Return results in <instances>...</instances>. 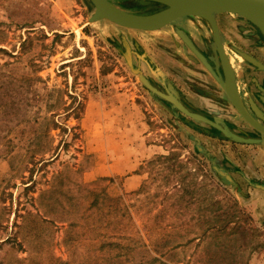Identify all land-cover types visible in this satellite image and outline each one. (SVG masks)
Returning <instances> with one entry per match:
<instances>
[{
	"label": "rangeland",
	"instance_id": "rangeland-1",
	"mask_svg": "<svg viewBox=\"0 0 264 264\" xmlns=\"http://www.w3.org/2000/svg\"><path fill=\"white\" fill-rule=\"evenodd\" d=\"M112 2L141 13L158 10L159 5L136 0ZM93 12L90 0H0V66L14 63L16 73L6 88V96L0 94V99L25 98L31 106L27 108L30 121L16 124L9 134L15 154L21 157L13 162L14 169L9 162H0V235L11 239L0 249V264H18L16 258L41 256L40 238L49 235L43 219L55 222L52 248L56 257L71 258L74 264H80L92 256L95 264V245L82 242L94 237L95 232L76 228L73 234H77V239L69 255L63 245L66 223L59 220L88 222L95 217L97 226L103 225L98 222L100 218L113 220L112 226L101 228L105 230L102 233L140 238L152 251L155 243H165V247L157 244L158 255L172 261L182 256L174 250L176 244H185L194 234L203 235L199 226L207 221L201 219L206 216L205 209H199L203 211L200 213L197 206L185 202L187 199L178 202L179 197L191 198L192 194L206 192L205 197L213 202L232 203L236 197L221 174L230 172L219 168L222 164L230 168L225 165L223 149L228 144L233 151L243 153L247 148L262 150L264 146L234 142L215 128L182 114L153 94L125 58L124 41L130 48L133 66L152 86L174 97L179 95L189 110L219 122L235 134L257 137L258 133L238 114L205 63L194 60L202 58L201 52L218 56L207 21L182 19L160 31L144 32L105 19L94 20ZM216 20L228 42L226 55L241 91L255 93L257 86L244 89L242 68L248 65V59L238 52L254 51L247 38L253 29L239 16L219 15ZM183 36L189 39L190 46ZM182 75L191 82L208 84L215 91L210 96L224 106L198 94L183 82ZM19 104L14 102V106ZM39 130L41 143L30 150ZM205 136L217 137V145L206 143L209 141ZM129 153L139 161L138 169L148 167L147 179L139 189L117 195L119 190L112 186L118 187L123 176L105 177L101 186L85 189L84 171L93 170L96 162L105 170L113 165L123 171L127 169ZM94 155L96 159L89 158ZM58 174L62 180L76 176L77 191L69 187V198H61L57 211L52 212L47 207L48 185L52 182L50 176ZM107 194L112 198L107 199ZM97 198L105 203L122 198L123 205L106 209L89 206ZM81 199L86 210L79 213ZM66 211L68 214L63 215ZM27 214L24 220L22 217ZM218 227L210 228L213 234H206L196 248L205 260L221 253L215 257L222 262L227 241L223 233H216L221 232ZM214 240H220L218 249L214 248ZM193 248L194 244H187L183 251L189 255Z\"/></svg>",
	"mask_w": 264,
	"mask_h": 264
},
{
	"label": "crops",
	"instance_id": "crops-1",
	"mask_svg": "<svg viewBox=\"0 0 264 264\" xmlns=\"http://www.w3.org/2000/svg\"><path fill=\"white\" fill-rule=\"evenodd\" d=\"M97 126L100 128L99 121ZM205 139L209 141L206 143L214 147L218 143L217 137L205 136ZM261 149L254 150L247 148L244 150L245 152L240 153L233 151L232 147L230 148L228 144L223 149L226 161L225 165H229L230 168L225 167L223 164L219 168L222 171L230 172V175L225 174L226 181L231 185V191H233L236 200H233L232 203L221 201L220 209H217L215 206V201L212 202V205L205 204L206 207L209 206L211 208L206 209V216H201V219L205 218L207 221L221 220L228 222L227 230L229 231L231 229L229 231L230 234L222 230L221 232H216L219 234L223 233L224 240L227 241V244L224 246L225 252L222 254V262L219 260L220 258L217 259L215 257V255H221V253L215 254L214 256L211 254V258L208 257L205 260L201 257V252L196 249L197 243L203 240L206 234L208 235L210 233L209 230L203 235V238L197 237L194 234L191 236V239L194 238V241H187L185 244L183 243L178 246L175 251H180L182 256H176L172 261H167L165 257L158 255L160 261H167V264H264V146H261ZM15 153L14 149L10 156L0 159V162L8 164L9 160L17 155ZM83 153L85 152L83 151ZM129 155L126 162L127 169L123 171L113 165L109 170H105L102 167L103 165H100L98 162H96V167L90 172L84 171L85 189L101 186L105 177L116 179L121 176H123L121 178L122 183L120 185L118 184V187L116 185L112 186V189L116 188L119 190L117 195L139 189L147 179L148 167L145 165L142 169H138L137 166L139 167L140 164L138 165L139 161L137 163L136 156L132 155V153H129ZM89 158L96 159L97 157L95 158L94 155ZM50 178L52 182L48 185L50 191L47 194L49 196V204L47 207L50 211L55 212L58 209L59 200L71 194L68 192L69 187H72L71 190L77 191V182L76 176L70 180H62L59 174L58 177L51 175ZM55 178H57L56 183L54 181ZM110 198L112 196L107 194V199ZM81 200L83 203L79 205V213L85 212L86 210L84 199ZM222 202L224 203L222 204ZM226 209L230 210V212ZM196 216L199 217L198 215ZM210 234L212 235L213 232L211 231ZM215 239H217V236ZM196 240L198 241L196 242ZM187 244H194V248L189 255H186L183 251V248ZM148 248L149 246L134 248L131 252L133 261L138 264H147L149 260L156 256L151 248H149L151 251ZM214 248L218 249L219 247L215 245ZM96 255L95 264H128L127 258L124 256H111L109 252H97ZM224 260L225 262H223Z\"/></svg>",
	"mask_w": 264,
	"mask_h": 264
},
{
	"label": "water",
	"instance_id": "water-1",
	"mask_svg": "<svg viewBox=\"0 0 264 264\" xmlns=\"http://www.w3.org/2000/svg\"><path fill=\"white\" fill-rule=\"evenodd\" d=\"M94 12L92 19L108 20L120 27L144 31V32H156L160 31L175 22L189 17H198L205 21L210 26L212 31L215 49L218 54L219 60L222 65L223 77L215 74L213 69L204 59H201L207 68L212 72L215 78L219 81L224 94L227 99L233 105L242 119L249 124L257 133V137H244L231 132L225 126L216 122L215 120L189 110L173 95L163 92L155 86H152L148 80L142 75L140 70L133 66L131 51L128 43L125 44V58L135 74L139 75L140 81L155 95L169 102L175 109L180 111L187 117L205 123L216 130H218L224 137L234 141L243 143H254L264 145V124L257 121L247 110L242 99L239 96L236 85L235 90L239 96V100L235 99L226 88H224V79L231 76L233 84H235V73L231 66V63L224 51L223 45L220 39L219 27L217 24L216 16L219 15H231L239 16L253 26H255L264 36V0H136L156 3L163 6V9L154 11L147 14L132 13L121 7L115 5L112 0H90ZM254 64L262 68L259 62H256L253 58L248 57ZM221 173V171H218ZM225 177V173H221Z\"/></svg>",
	"mask_w": 264,
	"mask_h": 264
},
{
	"label": "trees",
	"instance_id": "trees-1",
	"mask_svg": "<svg viewBox=\"0 0 264 264\" xmlns=\"http://www.w3.org/2000/svg\"><path fill=\"white\" fill-rule=\"evenodd\" d=\"M6 66L8 67H2L0 66V94L1 96H6L7 94V86L10 85L12 81V79H15V69H14V63H8L6 64ZM6 71L8 73H6ZM7 79L8 82L6 81ZM5 80V81H3ZM23 93V91H22ZM21 93V94H22ZM14 102H20L19 106H14ZM31 107L29 105V103L25 100H23V98L21 99H17V100H6L5 98L0 99V158H6L7 156H10L12 154V152L14 151V144H12L11 142V138H10V132H12L13 127L18 124H24L30 120H27L29 118H27L28 115V110L27 108ZM2 122V123H1ZM14 125H11V124ZM53 125H56L53 123ZM44 134V133H43ZM42 135H40V130L39 132L34 136L33 140L31 141L30 145V150L31 148H35L37 146H39V142L40 139L43 137H41ZM41 143V142H40ZM35 145V146H34ZM21 155L17 154L14 157H12L9 161V165L11 166L12 169H14V165L13 162L20 158ZM2 180H0L1 182ZM102 192V191H101ZM3 193V187L1 188V194ZM204 195V196H203ZM206 192H200L199 195L194 196L192 194L191 198H183L182 196L179 197L178 202H184L185 199H187V203H191V204H196L194 206H197V209H209L211 207H206L205 204H211L212 205V200H210L208 197H205ZM186 196V194H185ZM203 196V197H202ZM189 199V200H188ZM96 201V202H95ZM95 203H91L89 206H93V205H98L101 206L103 209H106V207L109 208H114L115 206L119 205H123L122 204V198H119L115 201H109V202H103L101 200L98 201V198L94 200ZM220 202L215 201V206L217 207V209H220ZM105 206V208H104ZM204 206V207H203ZM104 211V210H103ZM200 213H203V211H200ZM68 214V211L64 212L63 215ZM105 214V213H104ZM29 214L24 215L22 218H24V220L27 218ZM72 215V214H71ZM113 216V214L111 215ZM96 218V217H95ZM95 218L92 221H88V222H84V221H80V220H74L73 218H63V219H59L63 222L66 223V227L64 230V235H63V245L65 246V249L67 250L68 254L71 255L69 253L70 247L72 245V243L75 242V240L77 239L76 235L77 234H73V231H75L76 228H85L86 230H93L95 232V236L88 239V238H84L85 241L82 242H86V243H92L95 245L96 251L94 252V254H96L97 252H109L112 256H124L127 258V263L128 264H135L136 262L133 261L132 257H131V252L134 248L137 247H142L145 245V243L140 239H136L133 236H119L117 234H109V233H102L105 230H102L101 228L104 227L105 229L108 228L109 225H113V220L110 219H104V218H100L98 222L103 223L102 226H97L94 222ZM41 222L45 225H47L49 227V235L46 237H41L40 241H41V250L39 251V253L41 252V256L37 257V258H33V257H29L28 259L25 258H16V261L18 264H74V262L70 259L68 260H61L60 258L56 257L54 252H53V248H52V228L54 227L55 222L53 220H46L43 219L41 220ZM212 223V225L208 228V227H202L206 224ZM215 225H219L218 228H220V230L217 231H223V232H227V234H230L229 231L231 230H227V225L228 222H220L219 221H205L203 223H200V226L203 231V235H205L207 229L209 230L210 228H214ZM193 233H196V230H192ZM203 235L199 236L201 238H203ZM5 239V237H3V235H0V249L3 248L5 246V244L11 242V239L9 240ZM194 241V238L190 239L188 242ZM216 246L219 245L220 240H214L213 242ZM157 244H160V246L165 247V243H155L154 246L156 249L153 250V253L156 254V256H158V249H160L159 247H157ZM199 245V243L197 244V246ZM180 246V244H176V246L174 247V250L177 249V247ZM21 249V246H20ZM23 249V248H22ZM26 250H28V248L26 247ZM45 250L44 254L42 255V252ZM163 255L165 256L166 254L163 252ZM155 263H159V264H166L165 262L163 263V261H160L159 258L157 257H153L151 260H149L147 262V264H155ZM80 264H94V260L93 257H87L85 260H83L82 263Z\"/></svg>",
	"mask_w": 264,
	"mask_h": 264
},
{
	"label": "flooded vegetation",
	"instance_id": "flooded-vegetation-1",
	"mask_svg": "<svg viewBox=\"0 0 264 264\" xmlns=\"http://www.w3.org/2000/svg\"><path fill=\"white\" fill-rule=\"evenodd\" d=\"M157 8H158V10H160V9H163V6L158 5ZM122 9H124V8H122ZM124 10H127V9H124ZM158 10H154V11H158ZM127 11L132 12V13H137V14H147V13L154 12V11H151V12L141 13L138 11H131V10H127ZM192 18H198V17H189V18H183V19H192ZM242 20L244 21V23L246 25H248L251 29H253V32H251L247 29L249 31V33L247 34V38H248V40L251 41V44H249V46L251 45V47L255 48L252 53H248V52L246 53V52H242V51L238 50L240 55H242L248 59L247 63L249 65V66L246 65L245 67L242 68V75H243V80H244V89H248L251 85H253V86H257V90L255 93H249L250 90H247L246 93L242 92L241 88L239 87L238 78H237L236 74H235V82H236L238 92L241 96V99H242L245 107L249 111V113L257 121L264 124V40L262 38L263 36L261 35L260 31L255 26H253L251 23H249L247 20H245L243 18H242ZM240 29L243 30V28H240ZM194 30L197 31V28L195 25H194ZM198 31H199V28H198ZM219 32H220L221 43L223 45L225 53L227 54L225 47H227V49H228V47H229L228 42L224 41V38L222 37V33L220 30H219ZM183 38H184L186 44L188 46H190V44L188 43L189 39L187 38L188 39L187 40L184 36H183ZM233 49H236V48H233ZM201 54H202V58L197 57V58H194V60L200 61L201 59H204L206 62H208L211 65L214 72H216L218 75L221 74V76L223 77L222 65H221L219 57L216 55V53L214 55L211 52L207 51V52H201ZM248 57L253 58L256 62H259L262 65V68L258 67L256 64H254ZM185 78H184V75H182L183 82L185 84H187L188 86H190L198 94H200L202 96H206L209 99L213 98L210 96V94L214 93L215 91L212 88H210V86L208 84H206L205 82L200 83L197 80L194 82H191L189 79H187V78L185 79ZM216 82L218 85H220L218 80H216ZM210 90H213V91L210 92ZM258 93H260V94H258ZM176 97L178 98V100L182 104L184 103V100L182 99V97H180L179 95ZM213 99H214V101H218V99H215V98H213ZM218 104L220 106H224V104H222V102L221 103L219 102ZM225 104H227V103H225Z\"/></svg>",
	"mask_w": 264,
	"mask_h": 264
},
{
	"label": "bare ground",
	"instance_id": "bare-ground-1",
	"mask_svg": "<svg viewBox=\"0 0 264 264\" xmlns=\"http://www.w3.org/2000/svg\"><path fill=\"white\" fill-rule=\"evenodd\" d=\"M81 48H82V46H81ZM227 77H228V78H227V79L225 78L224 81H223V83H224V88H226V89L228 90V92H229L233 97H235V99L239 100V99L241 98V96H240V94H239V96H240V98H239V96H238V94H237V92H236V90H235V85H236V83L233 84L230 75L227 76ZM236 88H237V86H236ZM237 91H238V89H237ZM238 93H239V92H238Z\"/></svg>",
	"mask_w": 264,
	"mask_h": 264
}]
</instances>
